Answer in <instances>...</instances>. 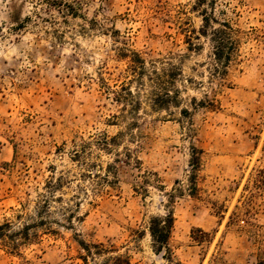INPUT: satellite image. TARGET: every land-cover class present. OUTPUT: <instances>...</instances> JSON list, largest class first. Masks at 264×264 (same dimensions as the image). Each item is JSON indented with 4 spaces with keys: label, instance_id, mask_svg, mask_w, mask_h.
I'll return each mask as SVG.
<instances>
[{
    "label": "rangeland",
    "instance_id": "obj_1",
    "mask_svg": "<svg viewBox=\"0 0 264 264\" xmlns=\"http://www.w3.org/2000/svg\"><path fill=\"white\" fill-rule=\"evenodd\" d=\"M204 14L239 40L224 76ZM135 53L148 71H176V105L152 108ZM123 86L129 101L115 98ZM55 180H72L65 199L89 195L79 239L111 241L132 264L264 260V0H0V223L17 225ZM169 210L170 252L157 253L148 224ZM74 238L0 248V264H82Z\"/></svg>",
    "mask_w": 264,
    "mask_h": 264
},
{
    "label": "trees",
    "instance_id": "obj_2",
    "mask_svg": "<svg viewBox=\"0 0 264 264\" xmlns=\"http://www.w3.org/2000/svg\"><path fill=\"white\" fill-rule=\"evenodd\" d=\"M203 26L200 30V35L208 37V29L211 28L210 40L213 45V55L216 66L214 72L218 76L226 75L227 68L238 51V42L236 31L229 23H219V28L211 26L213 18L207 14L203 16ZM137 60L129 61V70L132 72L134 80L141 82L146 77L150 84V96L152 108L168 109L170 105L178 103V90L174 88L176 81V71L170 70H152L148 71L145 60L138 56ZM128 57V56H124ZM131 58V57H129ZM174 89V90H171ZM124 96L116 93L117 101H129L133 98L134 93L130 88L122 89ZM105 150L108 149L104 146ZM203 151L195 147L192 148L191 154V177L190 195L195 197L198 194L197 186L198 171L201 166V157ZM80 162L78 152L74 154ZM72 180H55L50 181L45 186V192L39 195V200L35 206L28 212L26 207H23L16 216L18 226L9 220L0 223V248L5 250L10 255L21 256L22 250L27 246L37 243L44 236L62 237L63 231H72L75 235L81 253L79 260L82 264H132L131 256L128 251H122L121 247L116 246L113 242H85L79 239V234L75 232V223L81 222L83 216H80V209L83 196L89 197L80 186H76V191L71 198L65 199L63 193L64 188L70 185ZM108 182V180H106ZM145 191V189H143ZM95 193V192H93ZM92 204L91 202H89ZM216 212L221 208L215 205ZM175 218L173 211L169 210L161 217H152L148 224V232L151 237L153 249L157 253L163 250L170 252L169 240L173 231ZM203 233L204 237H209V233ZM140 237V235L138 236ZM203 241V240H202ZM201 242V240H198ZM257 264H264V260L260 259Z\"/></svg>",
    "mask_w": 264,
    "mask_h": 264
}]
</instances>
